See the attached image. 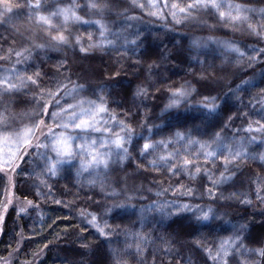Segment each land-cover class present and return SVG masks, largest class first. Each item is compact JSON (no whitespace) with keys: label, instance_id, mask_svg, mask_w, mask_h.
Returning a JSON list of instances; mask_svg holds the SVG:
<instances>
[{"label":"rangeland","instance_id":"obj_1","mask_svg":"<svg viewBox=\"0 0 264 264\" xmlns=\"http://www.w3.org/2000/svg\"><path fill=\"white\" fill-rule=\"evenodd\" d=\"M8 2L12 11L0 15V154L14 149L15 135L40 119L60 131L52 117L59 107L49 97L59 85L67 86L60 90L61 105L102 99L105 126L112 129L106 135L131 136L124 145L126 157L117 156L113 147L107 168L81 170L82 157L75 156L55 176L48 173L42 156L54 158L55 153L37 148L29 167L34 195L87 229L104 247L110 264H153L158 258L187 264H256L258 251L247 245L248 231L235 225L222 205L264 200V0H217L219 11L200 9L187 17L178 9L189 0H40L44 14L74 7L81 17L67 25L62 17H54L51 33L36 23L35 9L29 8L35 0ZM93 2L96 8L89 7ZM3 9L0 3V13ZM238 10L241 19L231 20L229 13L235 16ZM98 20L106 26L104 37ZM57 29L69 37L67 44L50 39ZM147 52H155L156 60L148 66L149 76L132 84L131 109L141 113L139 124L132 123L112 88L128 82L127 75L140 67V57ZM107 66L114 70L113 78L101 75ZM157 67L163 68L161 84L151 78ZM79 85L83 88L77 94L65 96ZM182 86L190 94L178 106L166 107ZM140 89L144 92L138 95ZM225 104L232 110H222ZM212 106L215 110L209 111ZM121 124L127 132L121 131ZM177 132L199 143L180 141L166 149L159 144L175 140ZM80 135L103 138L100 132ZM146 138L157 148L142 154ZM40 143H47L45 135L36 140ZM169 152L180 155L167 164L159 160ZM209 152L213 155L207 156ZM184 159L191 161L187 170ZM12 171L4 173L7 181ZM4 192L1 177L0 196ZM209 209L207 220L197 219ZM33 213L41 221L46 217ZM177 225L186 228L185 237ZM224 241L229 254L217 255Z\"/></svg>","mask_w":264,"mask_h":264},{"label":"trees","instance_id":"obj_2","mask_svg":"<svg viewBox=\"0 0 264 264\" xmlns=\"http://www.w3.org/2000/svg\"><path fill=\"white\" fill-rule=\"evenodd\" d=\"M156 55L155 52L143 54L140 67L127 75L130 83H115L112 88L117 98L124 101L122 110L129 112L132 123L139 124L141 120L140 111L131 109L132 84L149 76L147 69L156 60ZM162 70L158 68L157 74L151 73L152 80H157L158 84H161ZM102 74L107 79L115 76L114 70L108 66ZM229 108L225 104L221 109L228 112ZM48 128L44 121L32 138L31 145L22 147L23 153L8 168L13 170L9 181L4 177L8 170L0 171L5 192L7 188V193L0 196V264H110L104 247L87 229L55 205L38 199L30 188L32 176L29 167L34 151L39 148L35 147L36 140L44 136L41 130L46 134ZM222 208L235 225L248 231L247 245L258 251L256 264H264V256L259 254L260 250H264V200L255 199L248 206L225 204ZM33 212L43 216L45 213L46 217L41 221ZM176 231L180 236H186L184 226L177 225ZM153 264L187 263L158 258Z\"/></svg>","mask_w":264,"mask_h":264},{"label":"snow or ice","instance_id":"obj_3","mask_svg":"<svg viewBox=\"0 0 264 264\" xmlns=\"http://www.w3.org/2000/svg\"><path fill=\"white\" fill-rule=\"evenodd\" d=\"M0 3L4 4L3 13H0V15H3L4 13H10L12 11V6L8 2V0H0ZM153 6L155 7V5ZM41 7L42 6L40 0H35L34 4L29 3V8L35 9L34 18L36 20V23L42 26H46L45 30L49 31L50 33L51 30L55 27L53 23L54 17H62L64 25H67L72 21L81 20V17L76 14L74 7L57 8L55 11L48 12L47 14H44L41 11ZM89 7L96 8L97 5L93 2L90 3ZM171 7L173 9H176L177 5L172 4ZM220 7L221 5L217 3V0H189L186 7H179L178 12L184 14V17H187L192 15L193 11L208 8L216 9L217 11H219ZM176 14V12H173L174 17L176 16ZM219 15L223 19L225 13L221 11L219 12ZM229 16L233 21L241 19L239 10L237 11V15L232 16L229 13ZM84 22L87 23V21ZM96 23L100 25L101 37H104L105 31L107 30L106 26L103 25L99 20L96 21ZM249 27H251V25H249ZM257 34L259 35V33ZM50 39L57 44H67L69 42V37L59 29H57L55 34L50 35ZM76 42L80 43L79 37L76 38ZM194 44L199 46V42H194ZM37 47H44V45H37ZM229 47L231 48V50L238 52L239 55H244V53L240 52L238 48H235L231 45H229ZM81 51H85L83 46H81ZM16 55L20 56L22 55V53L17 52ZM28 80L33 84L36 83V80H34L31 76L28 77ZM9 87L14 88L15 85H9ZM66 87V85H59L55 92L49 93L50 99L54 100L55 106L59 107V112H53L52 117L56 128H59L60 131H54L53 128L49 127L47 133L45 134L41 130V135H45L47 143H40L36 145V147H44L45 149L50 148L51 152L55 153L54 158L52 156H47L46 153L42 154V156L46 159V168L48 173L51 176L57 175L65 164L72 163V160L75 156L82 157L80 163L81 170H88V168L95 169L101 166L107 168L110 162V158L114 154L113 147L118 150L115 153L117 156H119L121 159L126 157L127 149L124 147V145L130 142L131 136H121L119 134H114L112 136L106 135L108 133H111L112 129L105 126L108 123V120L105 119L104 114L107 113V108L104 105L103 100L101 99L99 102H96L90 100L85 101L82 99L75 104L61 105V99H63V97L60 96V90L61 88ZM82 88V85L74 86L71 90V93L66 92L65 96L69 94L75 95ZM143 92L144 89H140L137 94L139 95ZM189 94L190 92L188 90H185L182 86L180 89H177L173 92L172 97L170 98V103L166 107L170 108L178 106L181 103L182 98L188 96ZM204 99L208 100V97H205ZM214 110V106L209 107V111ZM44 111L46 113L47 104L44 105ZM57 116H60L59 122L56 121ZM64 116H68V119L66 121L64 120ZM110 119L114 120L115 117H110ZM43 124L44 120L40 119L36 123H34L31 128L26 129L23 133H17L15 135V148H10L9 153L6 155L0 154V171H4L5 168H11L14 160L18 158L16 153L20 151L21 146L31 145L33 136H35L37 129H39ZM120 128L122 132H127L123 124L120 125ZM70 129L72 131H70ZM89 132H100L103 138L99 139L98 141L97 138H88L86 136L80 135L81 133L87 134ZM77 139H81L82 143H80L79 145L75 144V141ZM148 139L149 138H146V142L143 145V148L141 150L142 154L149 151H155L157 148V144L147 142ZM217 139H219V134H217ZM180 141H186L187 143H199V141H193L190 135L186 137L183 133L177 132L175 134V140H162L159 142V144L163 145V147L166 149L169 144L179 143ZM205 147H207L206 144H201V148ZM101 149H103V151H101ZM179 155L180 154L178 152H169L166 155H161L159 157V160L164 161L167 164L170 159L175 160ZM206 155L212 156L213 153L209 152L206 153ZM235 156L238 157L239 153H235ZM190 163L191 161L189 159H184L182 161L185 170H187V166ZM156 166V162L153 161V167ZM172 167H175V165H173ZM196 171H200L199 167L196 168ZM223 179L227 178L223 177ZM185 207L187 206L185 205ZM209 212H211V209H209L208 212H203L202 216H198L197 219L207 220L209 218ZM95 219V216H93L92 222H95ZM95 226L102 235H106L103 228H100L99 225ZM227 243L228 241H224L221 244L217 255H219V252H223L225 256L229 254L228 250L225 248V245ZM259 254L264 256V250H260ZM225 264H227V261H225Z\"/></svg>","mask_w":264,"mask_h":264},{"label":"bare ground","instance_id":"obj_4","mask_svg":"<svg viewBox=\"0 0 264 264\" xmlns=\"http://www.w3.org/2000/svg\"><path fill=\"white\" fill-rule=\"evenodd\" d=\"M213 45H214V46H217V43L215 42V43L212 44V46H213ZM241 50H242V51H245V48H242Z\"/></svg>","mask_w":264,"mask_h":264},{"label":"crops","instance_id":"obj_5","mask_svg":"<svg viewBox=\"0 0 264 264\" xmlns=\"http://www.w3.org/2000/svg\"><path fill=\"white\" fill-rule=\"evenodd\" d=\"M16 155H17V153H16Z\"/></svg>","mask_w":264,"mask_h":264}]
</instances>
